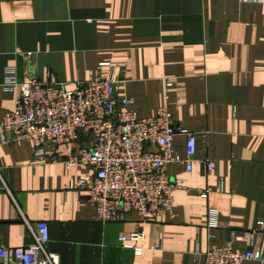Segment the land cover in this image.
<instances>
[{"label": "crops", "instance_id": "1", "mask_svg": "<svg viewBox=\"0 0 264 264\" xmlns=\"http://www.w3.org/2000/svg\"><path fill=\"white\" fill-rule=\"evenodd\" d=\"M113 66L123 67L116 97L131 100L129 109L149 117L166 107L195 134L191 170L167 166L191 188L174 192V218L142 223L131 213L101 222L84 194L66 188L70 179H90L92 167L35 163L31 144H0V246L29 244L26 223L45 221L59 264H204L211 243L264 248V232L250 235L264 228V0H0V118L15 105L12 78L52 72L71 88L108 77ZM86 141L81 134L56 154L64 158ZM174 149L186 158L184 134ZM209 208L219 211L212 240ZM141 229L142 241L118 240Z\"/></svg>", "mask_w": 264, "mask_h": 264}, {"label": "built area", "instance_id": "2", "mask_svg": "<svg viewBox=\"0 0 264 264\" xmlns=\"http://www.w3.org/2000/svg\"><path fill=\"white\" fill-rule=\"evenodd\" d=\"M118 68L111 67L108 77H90L71 88L52 72L44 80L31 76L18 82L12 78L7 87L17 90V96L14 108L0 118V144H31L35 163L61 162L66 169L77 164L92 167L90 179H70L66 188L76 196L84 194L101 222H124L131 213L137 214L142 223L162 215L174 218V192H188L191 188L184 179L170 177L167 166L181 163L191 170L195 134L178 127L166 107L158 108L149 117L129 109L131 100L116 97ZM179 133L186 136L185 159L174 149V138ZM81 134L87 136V141L59 158L56 148L79 141ZM206 167L210 173L214 162L207 160ZM209 191L210 188L203 190L200 197L206 198ZM26 225L31 242L19 247L0 246V264H59V256L48 249V223ZM218 226L219 211L209 208L206 227L210 240V231ZM263 232L260 226L250 235L256 234L257 240ZM143 239L142 229L118 236L124 244ZM142 251L134 248L137 255ZM246 260L264 263V248L238 252L230 242L221 246L211 243L204 253V264H243Z\"/></svg>", "mask_w": 264, "mask_h": 264}]
</instances>
